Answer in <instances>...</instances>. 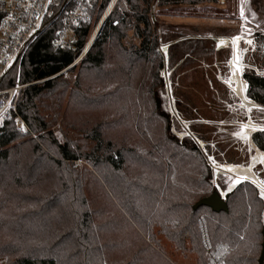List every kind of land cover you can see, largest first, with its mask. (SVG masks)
Listing matches in <instances>:
<instances>
[{
	"label": "trees",
	"instance_id": "1",
	"mask_svg": "<svg viewBox=\"0 0 264 264\" xmlns=\"http://www.w3.org/2000/svg\"><path fill=\"white\" fill-rule=\"evenodd\" d=\"M126 1L129 12L113 11L70 67L77 70L72 86L59 73L80 55L86 32L75 48L61 49L48 28L25 53L19 82L29 84L17 106L29 131L9 122L0 134V258L8 264H176L162 235L176 250L194 253L196 264H208L198 224L204 214L217 264H259L264 222L257 188L239 183L226 194L228 211L194 210L216 191L211 170L195 144L170 134L154 91L163 57L150 5L211 0ZM130 29L140 39L134 49L124 42ZM15 67L3 86L15 83ZM242 78L247 96L264 106V75L249 71ZM54 92L59 104L67 95L61 115L50 113ZM251 138L264 152V130Z\"/></svg>",
	"mask_w": 264,
	"mask_h": 264
},
{
	"label": "rangeland",
	"instance_id": "2",
	"mask_svg": "<svg viewBox=\"0 0 264 264\" xmlns=\"http://www.w3.org/2000/svg\"><path fill=\"white\" fill-rule=\"evenodd\" d=\"M107 4L108 1L101 13ZM129 9L126 0H116L108 17L113 11L125 13ZM150 20L153 33L158 38L157 49L163 57V66L158 71L160 81L154 91L160 100L161 110L169 119V132L179 141H190L201 150L211 170L212 186L225 196L232 178L225 174H215L214 165L248 163L254 147L237 133L242 132V125L247 121L264 127V106L254 101L257 105L248 111L240 105L239 98L227 85L232 44L228 42L227 46L217 47L216 41L218 37L239 35V47L243 50L242 75L249 71L264 75V0H224L223 3L211 0L196 6L181 3L164 6L151 4ZM124 42L130 49H134L139 46L140 39L130 29ZM89 47L81 51L73 64L59 73L61 80L70 86L77 73L76 69L71 70L70 67L79 64ZM24 56L14 69L15 82H19ZM66 101L67 95L59 104L57 92L52 93L48 99L49 105L53 107L50 113L61 115ZM59 123L60 117L54 126L58 127ZM75 164L88 167L82 160H77ZM254 171L264 182V163L257 164ZM249 182L257 188L262 198L258 187ZM198 224L208 264H217L204 214L199 215ZM159 238L165 253L176 264H196L194 253H182L162 235ZM0 264L8 263L0 258Z\"/></svg>",
	"mask_w": 264,
	"mask_h": 264
},
{
	"label": "built area",
	"instance_id": "3",
	"mask_svg": "<svg viewBox=\"0 0 264 264\" xmlns=\"http://www.w3.org/2000/svg\"><path fill=\"white\" fill-rule=\"evenodd\" d=\"M0 0V134L13 122L20 133L29 131L18 112L22 89L29 83L15 82L3 86V81L17 65L39 35L52 28L54 47L75 48L80 34L86 32L84 52L97 38L116 0ZM221 3L224 0H219Z\"/></svg>",
	"mask_w": 264,
	"mask_h": 264
},
{
	"label": "bare ground",
	"instance_id": "4",
	"mask_svg": "<svg viewBox=\"0 0 264 264\" xmlns=\"http://www.w3.org/2000/svg\"><path fill=\"white\" fill-rule=\"evenodd\" d=\"M236 37H240L239 35L227 38V37H218L217 38V47H223L227 46L226 44L230 42L232 44V57L229 60L230 66V74L227 78V85L230 87L231 91L235 96H237L240 100V105L244 106L248 111L255 107L257 104L248 99L246 96V87L247 84L245 80L242 78V70H243V50L239 47V42H234ZM241 38V37H240ZM223 42V43H221ZM166 48L165 46L163 47ZM238 58V59H237ZM235 73V74H234ZM243 135L247 139L248 143L254 147V153L250 155L249 161L245 165H237V164H220L215 163L214 165V173L215 174H225L232 178V181L230 182L227 192L232 190L237 184L235 183L236 180H239L240 182L244 180H249L253 182L259 189L260 195L264 199V195H262V185H264V182L257 176V174L254 171V168L257 164H263L261 162L262 159H264V152L259 150L254 146V143L252 141V133L255 132L258 129H261L263 126H260L259 124H256L251 121H247L243 123ZM201 143V142H200ZM229 169H232V171H229Z\"/></svg>",
	"mask_w": 264,
	"mask_h": 264
},
{
	"label": "water",
	"instance_id": "5",
	"mask_svg": "<svg viewBox=\"0 0 264 264\" xmlns=\"http://www.w3.org/2000/svg\"><path fill=\"white\" fill-rule=\"evenodd\" d=\"M260 130H264V127L256 131H260ZM229 192L230 191H228L227 193ZM226 194L225 196H222L221 193L218 190H216L212 192L210 195L199 199L194 204L193 209L195 210L201 206H206L212 209L214 212L228 211V206L226 202ZM258 263L264 264V228L262 230V244H261V252H260L259 259H258Z\"/></svg>",
	"mask_w": 264,
	"mask_h": 264
},
{
	"label": "snow or ice",
	"instance_id": "6",
	"mask_svg": "<svg viewBox=\"0 0 264 264\" xmlns=\"http://www.w3.org/2000/svg\"><path fill=\"white\" fill-rule=\"evenodd\" d=\"M243 15H244V11H243V8H242L241 9V16H243ZM240 39H241L240 37H236L234 42H238ZM221 43H223V42H221ZM248 43L251 44V41H248ZM237 135L241 136L242 138H246V137H244L243 132L237 133ZM261 162L264 163V159H262ZM229 171H232V169H229ZM235 183H240V181L236 180ZM262 188H264V185H262ZM262 195H264V190H262Z\"/></svg>",
	"mask_w": 264,
	"mask_h": 264
}]
</instances>
